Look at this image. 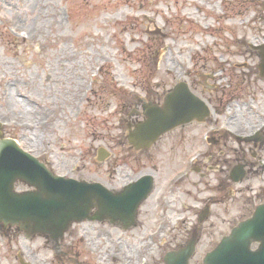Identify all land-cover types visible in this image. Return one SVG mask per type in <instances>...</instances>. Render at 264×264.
Returning <instances> with one entry per match:
<instances>
[{
    "label": "rangeland",
    "instance_id": "1",
    "mask_svg": "<svg viewBox=\"0 0 264 264\" xmlns=\"http://www.w3.org/2000/svg\"><path fill=\"white\" fill-rule=\"evenodd\" d=\"M262 42L264 0H0V115L33 121L0 118L4 136L59 175L112 189L145 173L156 180L128 230L83 221L54 243L0 227V264H20L19 256L32 264H164L192 234L190 264H202L264 202L259 162L240 182L229 179L237 150L256 152L235 135L264 123V77L251 48ZM182 80L211 114L135 151L126 133L143 118L141 99L160 103ZM22 93L42 108L14 106ZM100 148L108 155L98 160ZM27 188L16 181V190Z\"/></svg>",
    "mask_w": 264,
    "mask_h": 264
},
{
    "label": "water",
    "instance_id": "2",
    "mask_svg": "<svg viewBox=\"0 0 264 264\" xmlns=\"http://www.w3.org/2000/svg\"><path fill=\"white\" fill-rule=\"evenodd\" d=\"M258 50L260 76H264V43ZM146 118L135 124L127 135L136 149L149 148L159 136L172 128L193 120L202 121L210 112L207 104L194 95L185 82H179L164 97L162 105L142 104ZM105 155L100 153L99 158ZM233 180L243 178L239 170ZM22 180L32 190L18 192L16 180ZM153 186L152 176L145 175L122 191L111 192L98 182H86L54 175L36 157L21 149L13 139L0 140V222L4 226L18 225L29 234L41 233L58 240L72 221H119L124 227L134 224L136 209ZM96 211L90 214L91 208ZM207 215L203 212L202 218ZM253 241L260 243L251 251ZM194 252V240L177 251L165 254L164 264H188ZM22 264H25L21 261ZM204 264H264V204L253 216L234 227L218 246L204 258Z\"/></svg>",
    "mask_w": 264,
    "mask_h": 264
},
{
    "label": "flooded vegetation",
    "instance_id": "3",
    "mask_svg": "<svg viewBox=\"0 0 264 264\" xmlns=\"http://www.w3.org/2000/svg\"><path fill=\"white\" fill-rule=\"evenodd\" d=\"M213 142H214V140H213ZM242 143L243 142H239V144H242ZM247 143H253V146L255 147L256 152L250 153V155L248 157V155L246 153V149L237 150L238 154L235 155V162L236 163L231 166V169H234V170L241 169V170H243L245 172V175H246V171L248 172L249 167H252L254 164H257L258 162H259V164L262 167H264V160H261L260 154L258 155V152L264 151L263 139H260V141L259 140H255V141H252V142H245L247 147L250 148V146ZM254 159L257 160L256 163H253ZM195 171H196V169H195ZM262 192H264L263 189H262ZM262 199H264V194L262 195ZM250 216H251V214H250ZM252 248H255V247H252Z\"/></svg>",
    "mask_w": 264,
    "mask_h": 264
},
{
    "label": "bare ground",
    "instance_id": "4",
    "mask_svg": "<svg viewBox=\"0 0 264 264\" xmlns=\"http://www.w3.org/2000/svg\"><path fill=\"white\" fill-rule=\"evenodd\" d=\"M18 98H15L14 99V101H12V104L15 106V103H17L18 105H23V103H25V105L26 104H28V106L30 105V106H33V105H35V103L36 104H38V106L40 107V108H42V103L40 102V105H39V103L38 102H35L34 101V99H32L33 97H32V95H30V94H27V93H22V94H19V96H17ZM27 106V105H26ZM26 109H28L27 107H26ZM21 122L23 123V126L26 124V125H31V123H30V120L29 121H23V120H21ZM260 135V134H259Z\"/></svg>",
    "mask_w": 264,
    "mask_h": 264
}]
</instances>
